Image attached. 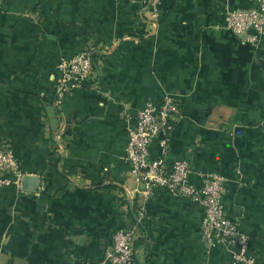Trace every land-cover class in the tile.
I'll list each match as a JSON object with an SVG mask.
<instances>
[{"label": "crops", "instance_id": "0c3cea01", "mask_svg": "<svg viewBox=\"0 0 264 264\" xmlns=\"http://www.w3.org/2000/svg\"><path fill=\"white\" fill-rule=\"evenodd\" d=\"M254 3L164 0L154 20L140 0H0V145L36 179L0 187V264H97L128 225L137 264H232L205 245L188 198L155 188L136 221L126 127L165 94L180 108L167 162L187 161L195 186L225 177V209L264 264V36L223 26ZM85 48L93 77L56 107L57 63Z\"/></svg>", "mask_w": 264, "mask_h": 264}, {"label": "built area", "instance_id": "2783aa9c", "mask_svg": "<svg viewBox=\"0 0 264 264\" xmlns=\"http://www.w3.org/2000/svg\"><path fill=\"white\" fill-rule=\"evenodd\" d=\"M150 17L157 20L164 0H140ZM224 28L244 42L256 45L264 36V0L253 5L227 9L223 13ZM58 82L54 90V104L60 105L72 91L84 87L93 77L94 58L91 48H85L57 63ZM180 113L177 100L165 94L158 103L146 102L137 112L134 123L126 127L127 141L124 157L131 164L130 175L140 186L137 189L136 221L143 218L145 205L155 188L165 189L173 195L188 198L202 209L199 225L200 236L207 247L222 246L231 255L232 264H259L255 252L250 251V237L232 219L222 201L225 193V177L218 173H203L201 184L189 182L191 169L185 160L167 162L170 134ZM61 129V128H60ZM158 137L160 154L151 156V144ZM61 132L55 134V140ZM25 173L20 169L17 157L6 143L0 145V187L14 184L21 187ZM135 225L115 230L111 244L103 252L97 264H137L133 244ZM79 264H90L88 261Z\"/></svg>", "mask_w": 264, "mask_h": 264}, {"label": "water", "instance_id": "95a60500", "mask_svg": "<svg viewBox=\"0 0 264 264\" xmlns=\"http://www.w3.org/2000/svg\"><path fill=\"white\" fill-rule=\"evenodd\" d=\"M36 181V179L34 178V177H32V176H26L25 178H24V182L25 183H31V182H33V185H34V182ZM31 187H33L32 185H31ZM33 189H35V186H34V188H30V190H33Z\"/></svg>", "mask_w": 264, "mask_h": 264}]
</instances>
